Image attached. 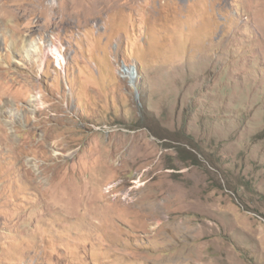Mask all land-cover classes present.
<instances>
[{
  "label": "rangeland",
  "instance_id": "obj_1",
  "mask_svg": "<svg viewBox=\"0 0 264 264\" xmlns=\"http://www.w3.org/2000/svg\"><path fill=\"white\" fill-rule=\"evenodd\" d=\"M0 264H264V0H0Z\"/></svg>",
  "mask_w": 264,
  "mask_h": 264
},
{
  "label": "bare ground",
  "instance_id": "obj_2",
  "mask_svg": "<svg viewBox=\"0 0 264 264\" xmlns=\"http://www.w3.org/2000/svg\"><path fill=\"white\" fill-rule=\"evenodd\" d=\"M48 6V5H47ZM29 43L27 42V40L23 43V46L22 47H24L25 48V46H26V49H27V45H28ZM37 167V166H36ZM35 170H37L36 168H35ZM114 188H115V185H113V183H110V184H108L106 187H105V190H104V192H102V190L104 189V187H102V190H101V193H102V195L104 196V197H107L108 195H112L113 197H114ZM114 193V194H113ZM115 198V200L117 199V196H115L114 197Z\"/></svg>",
  "mask_w": 264,
  "mask_h": 264
}]
</instances>
